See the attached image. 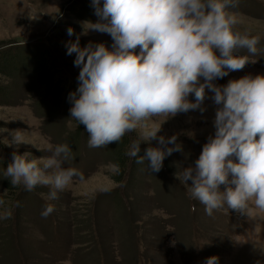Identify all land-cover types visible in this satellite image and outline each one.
<instances>
[{"label":"rangeland","instance_id":"rangeland-1","mask_svg":"<svg viewBox=\"0 0 264 264\" xmlns=\"http://www.w3.org/2000/svg\"><path fill=\"white\" fill-rule=\"evenodd\" d=\"M78 0H0V48L39 44L54 52L64 71L78 80L81 68L75 66L76 54H67L66 45L79 37L80 46L103 43L109 48V34L86 31L88 23L71 7ZM237 18L234 31L259 38L258 53L237 49L235 55L251 61L243 70L230 72L215 83L226 85L245 76L264 75V0H236L227 9ZM74 35H68V29ZM139 50H137V53ZM23 83L11 100L0 98V142L10 153H29L28 158L50 155L49 145L65 144L76 127L58 118H43L36 108L33 80ZM207 92L206 109L180 113L176 117H153L148 122L161 128L158 137H177L181 148L166 156L159 172L152 173L145 163L137 168L133 181H113L116 168L100 148L82 145L64 167L78 170L83 179L74 178L58 198L47 200L50 189L37 186L21 208L13 210L7 191L0 187V264H206L217 257V264H264V214L252 217L224 209L207 215L204 206L192 198L188 185L177 179L183 169L194 165L203 146L214 136L217 106ZM189 100L195 102L194 94ZM23 131L25 144H11L12 133ZM141 129L134 132L136 139ZM159 147L158 139L142 143ZM176 145H169L175 147ZM147 163V161H145ZM126 179V178H125ZM44 194L42 196L41 194ZM54 211L43 217L45 205Z\"/></svg>","mask_w":264,"mask_h":264},{"label":"clouds","instance_id":"clouds-1","mask_svg":"<svg viewBox=\"0 0 264 264\" xmlns=\"http://www.w3.org/2000/svg\"><path fill=\"white\" fill-rule=\"evenodd\" d=\"M99 22L86 31L109 34L111 48L103 43L81 47L79 37L69 42L67 54H76L81 68L79 87L70 94L71 119L89 134V147L119 143L125 135L141 129L126 153L136 163H148L159 172L166 156L181 148L177 137H158L161 128L148 122L153 117H176L199 110L207 92L217 106L214 136L208 138L194 165L177 179L207 215L225 208L252 217L264 214V75L245 76L218 86L215 81L243 70L251 61L237 56V49L258 53L259 38L234 31L237 18L227 11L236 0H92ZM68 35H74L69 28ZM137 50L139 52L137 53ZM255 63V61H251ZM194 94L195 102L189 100ZM11 144H25L23 131L12 133ZM158 139L140 156L141 144ZM169 145H176L169 147ZM50 155L29 159L13 152L4 175L12 187L27 191L37 186L50 189L47 200L58 198L77 169L64 167L72 152L68 144L49 145ZM44 196V194H41ZM4 204L0 200V206ZM54 211L45 205V218ZM5 213L3 219L10 218ZM211 257L206 264H217Z\"/></svg>","mask_w":264,"mask_h":264},{"label":"trees","instance_id":"trees-1","mask_svg":"<svg viewBox=\"0 0 264 264\" xmlns=\"http://www.w3.org/2000/svg\"><path fill=\"white\" fill-rule=\"evenodd\" d=\"M103 2V0H102ZM72 14L80 19L93 21L96 16L92 0H78L71 7ZM29 76L33 80L30 89L36 98V108L43 118H58L67 123L71 120L70 109L73 104L70 94L77 91L79 82L75 78L69 79L64 71L62 62L52 50L44 45L25 44L0 48V98L2 102L11 100L13 92L18 90L23 83L17 78ZM75 123V129L65 139L73 154L80 151V147L89 144V134L85 126ZM136 140L134 132L128 133L119 143H111L100 147L104 156L116 168L113 181L117 184L123 181H133V175L142 164L136 163V158L129 157V145ZM145 148L141 144L140 156L145 155ZM12 162V153L0 142V187L7 191L9 204L13 201V210L21 208L22 200L29 199L34 190L27 191L22 185L12 187L10 179L4 175L8 164ZM146 165L148 163L145 162ZM126 178V179H125ZM20 211V209H19Z\"/></svg>","mask_w":264,"mask_h":264}]
</instances>
